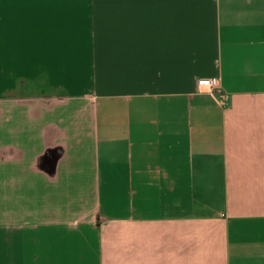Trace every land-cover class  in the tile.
Here are the masks:
<instances>
[{
    "label": "crops",
    "instance_id": "0c3cea01",
    "mask_svg": "<svg viewBox=\"0 0 264 264\" xmlns=\"http://www.w3.org/2000/svg\"><path fill=\"white\" fill-rule=\"evenodd\" d=\"M0 264H264V0H0Z\"/></svg>",
    "mask_w": 264,
    "mask_h": 264
},
{
    "label": "built area",
    "instance_id": "2783aa9c",
    "mask_svg": "<svg viewBox=\"0 0 264 264\" xmlns=\"http://www.w3.org/2000/svg\"><path fill=\"white\" fill-rule=\"evenodd\" d=\"M213 91V85L210 82L202 81L199 83V92L209 94Z\"/></svg>",
    "mask_w": 264,
    "mask_h": 264
}]
</instances>
